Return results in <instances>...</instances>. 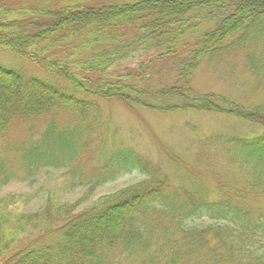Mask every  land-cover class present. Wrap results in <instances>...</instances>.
Segmentation results:
<instances>
[{"label":"trees","instance_id":"trees-1","mask_svg":"<svg viewBox=\"0 0 264 264\" xmlns=\"http://www.w3.org/2000/svg\"><path fill=\"white\" fill-rule=\"evenodd\" d=\"M90 3L0 0V50L45 72L26 76L0 64V189L17 179L33 183L44 168L69 170V191L85 187L73 205L49 191L35 213L7 209L14 194L0 199V264H114L121 256L123 264H264V133L208 140L207 151L197 157L210 158L208 150L222 146L225 167H233L231 175L208 173L213 196L198 185L193 191L171 187L130 149L104 153L97 168L85 172L89 115L98 113L99 100H118L132 112L225 114L264 127L262 108L192 88L204 60L235 50L264 83V0ZM149 50L157 54L135 70L109 72ZM169 66L173 83L147 88ZM37 119L47 121L38 139L28 129L22 138L15 135ZM131 171L150 179L74 215L97 188ZM192 219L212 224L186 226ZM39 231L15 249L19 238Z\"/></svg>","mask_w":264,"mask_h":264},{"label":"rangeland","instance_id":"rangeland-1","mask_svg":"<svg viewBox=\"0 0 264 264\" xmlns=\"http://www.w3.org/2000/svg\"><path fill=\"white\" fill-rule=\"evenodd\" d=\"M91 3L110 0H88ZM130 1V0H119ZM263 32H264V28ZM157 52L138 51L118 67L116 64L109 72H126L135 70L139 64L147 63ZM0 64L15 69L26 76L45 75L41 67L20 60L0 50ZM116 68H118L116 70ZM168 67V72L154 76L147 88L166 87L173 83L175 71ZM264 76V72H263ZM192 88L196 94L212 93L235 100L245 108L260 107L264 110V83L247 70L244 54L238 50L229 54L218 53L213 58L204 60L194 72ZM89 131L86 136L90 141L88 153L90 162L86 174L95 170L103 161V154L115 149H130L148 161L154 170L167 177L171 187H181L193 191L195 186L208 189L213 196L216 192L209 172L231 175L233 167L226 168L227 155L225 147L209 149L211 157L199 159L200 153L207 151V142L214 135L255 138L264 133V127L247 123L225 114H213L194 110H179L173 112H150L138 109L128 110L118 100H99L97 114L89 115ZM47 125L46 120H33L15 131L17 137L25 136V129L30 130L31 139H38V133ZM27 135V133H26ZM13 136V132L8 137ZM34 142V141H33ZM61 144V142H60ZM228 169V170H224ZM224 171V172H223ZM85 174V173H84ZM145 175L138 171L121 174L114 181L106 183L93 193L88 200L76 207L74 215L88 211L104 198L121 189L147 181ZM33 183L23 180H13L0 189V199L14 194L7 209L21 213H35L44 204L49 191L55 194L60 203L73 205L85 192V187L72 191L67 189L70 184V173L67 169H40L34 175ZM34 198L28 200V198ZM212 224L208 219H192L186 222L188 227H205ZM39 233L19 238L15 249H20L28 241L36 239ZM199 257V254L193 255ZM192 257L187 258L191 260ZM116 260V259H115ZM119 258L114 264H123ZM117 262V263H116ZM188 261L186 264H190Z\"/></svg>","mask_w":264,"mask_h":264}]
</instances>
